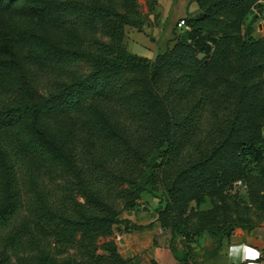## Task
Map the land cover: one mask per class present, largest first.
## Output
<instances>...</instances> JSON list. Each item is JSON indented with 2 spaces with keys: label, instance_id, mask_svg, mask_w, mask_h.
<instances>
[{
  "label": "trees",
  "instance_id": "1",
  "mask_svg": "<svg viewBox=\"0 0 264 264\" xmlns=\"http://www.w3.org/2000/svg\"><path fill=\"white\" fill-rule=\"evenodd\" d=\"M189 1L197 3L200 14L184 18L187 28L177 29L180 33L174 36L172 47L159 52L153 60L131 52L122 43L126 23L123 18L111 21L104 11L82 7L80 3L62 6L58 9L60 16L76 13L77 18L85 19L92 14L104 19L115 42L103 46L99 57L64 46L44 49L28 44L26 49L30 59L36 63L66 66L86 60L92 68L69 86H56L46 93L37 87L39 70L30 69L24 51L7 41L13 66L10 87L0 86V179L6 182L0 228L24 207L19 192L20 173L32 175L34 161L50 155L44 144L14 124L45 115L78 112L90 117L88 127L98 131L105 123L91 101L104 98L119 99L129 107L127 112L131 116L154 125L158 131L155 137L151 134L138 136L124 143L130 163L122 167L127 179L119 184L127 181L128 187L120 188V196L126 200L136 198L140 192L151 193L152 187L158 186L167 198L169 210L176 212V220L170 215L164 216L166 209L159 213L161 223L170 229L171 240L181 231L186 238L200 236L212 229L227 238L235 227H242L232 220L214 227L216 221L210 216L212 209L200 213L190 226L184 215L190 200L202 203L206 193L222 194L243 177L248 176L250 198H253L255 185L264 181V174L251 179L252 169L248 165L249 160L259 164L264 156V125L259 123L264 108V87L260 86L264 37L254 39L247 29L240 33L241 22L254 0ZM6 3L10 4V0H0V9L5 8ZM41 5L37 4L35 8ZM238 9L240 12L234 15L233 10ZM56 52L59 61L53 58ZM200 53L204 57L199 58ZM137 94L142 98L141 111L137 104L132 106V99L135 100ZM182 100L187 101V110L175 119L169 113L170 106ZM232 103L236 105L235 111L223 116L224 121L218 123L215 130L194 142L185 139L190 133H199L201 120L210 124L220 109ZM151 131L154 135L155 131ZM186 147L192 152L187 155L197 156L179 163L178 155ZM25 156H31L32 161H25ZM150 183L155 185L147 187ZM130 186H134L133 194ZM106 207H81L83 225L88 226L89 232L100 234V230H107L113 222L115 213ZM57 219H61L59 224L63 225L57 231V239L70 241L72 232L66 228L77 224L61 213L50 214V222ZM169 249L178 264H186L182 250L173 245H169ZM104 250L106 253L96 254L94 249H89L90 261L70 264L129 263L119 256L113 243H106ZM150 264L158 263L152 260Z\"/></svg>",
  "mask_w": 264,
  "mask_h": 264
},
{
  "label": "rangeland",
  "instance_id": "2",
  "mask_svg": "<svg viewBox=\"0 0 264 264\" xmlns=\"http://www.w3.org/2000/svg\"><path fill=\"white\" fill-rule=\"evenodd\" d=\"M252 2L241 22L240 33L243 34L247 29L254 39H260L264 37V0ZM74 3L104 11L111 21L126 20L122 43L128 50L134 34L142 30L145 23L150 26L153 24L152 15L156 6L153 0H10V4L6 3L5 8L0 9V86L10 87L13 64L8 56L7 41L24 51V59L30 69L39 70V91L46 93L53 91L56 86L67 87L82 74L91 71L86 60L66 66L36 63L30 59L26 49L28 44L44 49L64 46L99 57L103 46L115 42L104 19L92 14L85 19L77 18L76 13L59 15V8ZM37 4L42 5L35 8ZM239 12V9L233 10L234 15ZM177 33L180 32L175 23L173 36ZM173 40L174 37L167 48L172 47ZM53 55L56 61L60 60L59 53ZM198 57L202 58L204 54L200 53ZM260 81V86L264 87V67H261ZM91 103L103 116L105 123V127L98 131L88 127L92 120L90 117L78 112L45 115L19 120L14 124L44 144L50 155L49 158L34 161L32 175H19V192L24 207L0 228V261H4L3 264L88 262V250L94 249L96 254H104L106 243H113L116 252L128 260V264H150L152 260L167 264L164 255L172 254L169 245L183 251L181 256L185 258L186 264H203L210 254L220 250L224 243L229 244L234 240V235L237 236L242 230L264 226V181L255 185L253 198H250L247 176L236 181L231 189L222 194L206 193L202 203L196 204L190 200L184 215L190 226L200 213L212 209L210 216L216 221L214 227H220L223 221L228 220L241 224L242 227H235L234 234L226 238L217 229H212L200 236L185 238L181 231L171 240L170 229L161 223L159 213L166 209L164 216L170 215L176 220V212L169 210L167 198L158 186L152 187L151 193L142 191L132 199L126 200L118 194L121 187H128L127 181L119 184V181L127 179L122 167L130 163L124 143L138 136L151 134L155 137L158 131H155L154 125L131 116L127 112L129 107L119 99H94ZM133 104H137L141 111L143 103L140 95L132 99ZM235 107V103L225 105L210 124L201 120L199 133H190L185 139L190 142L198 137L203 139L207 133L215 130L218 123L224 121L223 116L231 115ZM169 110L173 118L179 119L187 110V101L172 103ZM259 123L264 125V108ZM151 130L155 131L154 135ZM262 135L264 137V130ZM191 153L186 147L178 155L177 161L181 163L197 156L187 155ZM28 160L32 161L31 156H25V161ZM248 165L252 169L251 179L263 176L264 156L259 164L249 160ZM152 185L150 183L147 187ZM5 186V180L0 179V210L6 200ZM129 188L133 194L134 186ZM98 205L107 206L115 216L107 230L102 229L100 234H93L88 231V226L83 225L80 209L82 206ZM51 213H61L77 224L66 228L72 232L70 241L57 239V231L63 225L59 224L61 219L50 222ZM120 239H123V243Z\"/></svg>",
  "mask_w": 264,
  "mask_h": 264
},
{
  "label": "crops",
  "instance_id": "3",
  "mask_svg": "<svg viewBox=\"0 0 264 264\" xmlns=\"http://www.w3.org/2000/svg\"><path fill=\"white\" fill-rule=\"evenodd\" d=\"M153 1L156 3V6L154 5L155 11L152 15L153 24L150 26V24L145 23L142 26V30L134 34L129 44V50L131 52L148 59H154L159 52L167 49V46L171 43V38L174 37V26L178 20L186 17H197L200 14V9L194 1ZM244 243H250L261 250L262 255L260 261H257L256 264H264V226L260 228L255 227L249 231L242 230L237 236L234 235V240L232 239L229 244L224 243L215 255H211L204 260L203 264H228L229 256L227 245ZM233 256H235V252ZM164 258L167 264H177L172 254L165 253Z\"/></svg>",
  "mask_w": 264,
  "mask_h": 264
},
{
  "label": "clouds",
  "instance_id": "4",
  "mask_svg": "<svg viewBox=\"0 0 264 264\" xmlns=\"http://www.w3.org/2000/svg\"><path fill=\"white\" fill-rule=\"evenodd\" d=\"M233 249L239 250L235 256L232 254ZM261 255V250L250 243L232 244L228 249L230 261L239 259L241 264H256L257 261H260Z\"/></svg>",
  "mask_w": 264,
  "mask_h": 264
},
{
  "label": "built area",
  "instance_id": "5",
  "mask_svg": "<svg viewBox=\"0 0 264 264\" xmlns=\"http://www.w3.org/2000/svg\"><path fill=\"white\" fill-rule=\"evenodd\" d=\"M176 27H177V29H179V30H182V29H184V28H187V26H186V23H185V21H184V18H181L179 21H177V23H176ZM159 230H161V228H159ZM239 250L238 249H233L232 250V254H234V252H235V255H236V253L238 252ZM228 264H241V262H240V260L239 259H237V261L235 260V261H228Z\"/></svg>",
  "mask_w": 264,
  "mask_h": 264
},
{
  "label": "water",
  "instance_id": "6",
  "mask_svg": "<svg viewBox=\"0 0 264 264\" xmlns=\"http://www.w3.org/2000/svg\"><path fill=\"white\" fill-rule=\"evenodd\" d=\"M120 242L123 243V239H120Z\"/></svg>",
  "mask_w": 264,
  "mask_h": 264
}]
</instances>
